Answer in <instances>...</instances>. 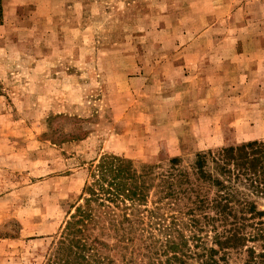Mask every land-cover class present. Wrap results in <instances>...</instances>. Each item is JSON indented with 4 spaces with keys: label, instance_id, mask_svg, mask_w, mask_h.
<instances>
[{
    "label": "rangeland",
    "instance_id": "obj_1",
    "mask_svg": "<svg viewBox=\"0 0 264 264\" xmlns=\"http://www.w3.org/2000/svg\"><path fill=\"white\" fill-rule=\"evenodd\" d=\"M251 141H264V0H0V264H64L106 155L158 174ZM157 182L131 233L91 228L105 264H201L214 247L156 204ZM225 253L218 264H245Z\"/></svg>",
    "mask_w": 264,
    "mask_h": 264
},
{
    "label": "trees",
    "instance_id": "obj_2",
    "mask_svg": "<svg viewBox=\"0 0 264 264\" xmlns=\"http://www.w3.org/2000/svg\"><path fill=\"white\" fill-rule=\"evenodd\" d=\"M153 169L138 172L132 161L116 155L99 160L94 181L84 187L83 192L88 194L84 205L76 208L64 230L60 243L68 252L64 264L111 262L109 256H102L93 245L98 236L88 244L91 228L98 227L99 236L110 231L117 238L131 233L134 223L142 221L139 215L143 210L139 207L146 203L156 180L161 194L156 204L166 200L172 209L185 211L191 238L201 239L205 230L214 234V247H203L201 264H218L215 257L220 252L226 255L228 250L244 251L245 264H264V211L255 200L264 195V141L199 154L188 169L176 160L163 173L155 174ZM144 210L159 217L156 210ZM172 222L174 229L170 232L181 234L177 218H172ZM122 237L120 241L125 240ZM186 240L181 239L188 243ZM178 245L175 238L168 240L166 253ZM175 252L174 259L179 260Z\"/></svg>",
    "mask_w": 264,
    "mask_h": 264
}]
</instances>
